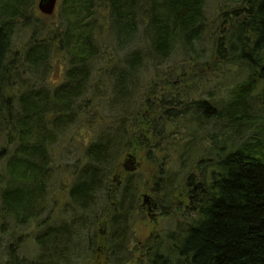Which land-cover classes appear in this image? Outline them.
I'll return each instance as SVG.
<instances>
[{"label": "trees", "instance_id": "16d2710c", "mask_svg": "<svg viewBox=\"0 0 264 264\" xmlns=\"http://www.w3.org/2000/svg\"><path fill=\"white\" fill-rule=\"evenodd\" d=\"M98 1L63 0L61 9L67 17L60 32L49 39L51 44L45 36L33 33L23 56L16 59L21 65L15 66L11 48L16 20L34 9L35 3L0 0V136L8 146L15 144L5 154L13 184L1 191L0 215V220L10 216L15 223L10 230L2 225L3 234L15 236L17 223L33 221L46 209L47 189L54 177L49 146L59 128L69 119L88 114L87 107L93 104L84 99L92 86L95 61L105 55L95 32ZM102 1L109 8V26L116 39L136 34L143 26L142 36L154 56L168 58L178 47L192 50L211 30L206 0ZM217 21L213 31L216 55L226 64L244 66L250 74L233 90L224 112L204 100L193 103L202 116H213L219 123L223 120L239 136L242 126L256 127L235 151L221 158L219 171L212 173L208 185L192 189V204L175 208L181 216L177 226L133 244L140 192L136 171L124 173L116 193H109L110 176L116 169L124 170L121 155L131 144L132 123L141 116V111L122 113L72 165L73 181L59 215L36 223L38 252L31 258L20 257L10 243L5 264H78L83 253L92 255L90 264H264V108L257 115L248 103L259 91L264 107V0H238L221 11ZM61 52L68 58L61 84L54 88L25 84L22 75L33 74L41 66L48 70L52 55ZM142 60L136 50L126 64L134 70ZM103 71L115 73L110 67ZM128 75L125 69L116 74L119 101L126 99L122 88ZM15 84L25 90L14 97ZM191 107L188 104L185 109ZM154 127L156 139L166 140L167 123ZM193 148V143L186 145L185 154L192 155ZM5 150L2 147L0 154ZM105 223L106 233L96 229ZM101 243L103 259L95 249Z\"/></svg>", "mask_w": 264, "mask_h": 264}, {"label": "rangeland", "instance_id": "374dc122", "mask_svg": "<svg viewBox=\"0 0 264 264\" xmlns=\"http://www.w3.org/2000/svg\"><path fill=\"white\" fill-rule=\"evenodd\" d=\"M62 1H57L53 14L45 15L38 7L39 0H33L35 8H30L23 17L17 18L11 48V57H14L15 66L21 65L16 59L23 56L33 33L41 37L45 36V39L49 40L58 31L60 32L67 17L65 10L61 9ZM237 1L206 0V15L211 21V30H208L202 39L196 42L192 50L178 47L177 51L168 58H163L158 54L154 56L151 53L152 51L148 49V45L151 46L149 41L142 36L143 26L139 27L136 34L116 39L115 32L109 26V8L102 0L98 1L96 15L99 22L95 32L100 36L98 43L102 45L105 55L95 61L91 79L92 86L84 99L85 102L90 100L93 104L87 107L88 114L77 119L75 117L72 120L69 119L65 126L56 131V140L49 146L52 164L54 163L51 173L53 172L54 177L52 187L47 189V207L41 212L39 218L17 223L15 236L0 232V264L6 263L10 243L15 251L14 254H19L20 257L31 258L38 252L35 240L36 223L59 215L66 203L67 190L73 181L72 165L81 160L85 148L92 141L97 140L105 127L107 129L108 126H113L114 117L122 113L141 111V116L136 117L130 128L131 144L122 152L121 162L125 160L128 152L133 151L135 142L145 141L138 157L141 165L136 170L140 192L139 209L134 217L133 244L137 245L149 236H155L158 232L165 233L166 230L177 226L181 216L175 208L178 205L185 207L192 204L194 199L192 189L196 185L199 187L206 183L208 185L212 181V173L219 171L218 162L221 158L235 151L255 131L256 124H253L242 126L241 133L237 130L240 136L236 132L232 133L231 131L236 129L228 128L223 120L219 123L213 116H202L193 103V101L205 100L224 112L233 90L250 74L244 66L226 64L215 53L213 41L215 22L221 11L232 7ZM48 42L51 44L52 41ZM136 50L139 51L140 56H143V60L141 65L132 70L126 64V59ZM184 58L187 60H183ZM67 61L65 52L53 54L48 70L41 66L33 74L27 70L28 72L22 75L25 84L36 88L40 86L57 87L65 79ZM113 66L116 68H112ZM104 67L115 69V73L102 72ZM121 69L129 73L126 80L127 85L122 88L127 94L123 101H119L120 97L115 92L116 74ZM18 86L15 84L16 88L11 90L14 97L25 90V87ZM173 97L176 99L174 100ZM135 101H138V104ZM248 103L250 111L257 115L263 114L264 107L259 91L249 98ZM140 104L141 107L138 106ZM188 104L192 107L184 111L183 109ZM165 109H170L171 118L164 113ZM146 111L149 113L147 118L153 123L152 133L147 136V139H138L139 130L143 126L142 121L146 119L142 115ZM103 115L106 119H103ZM164 122L169 128L166 140L160 137L157 140L154 126H161ZM235 136H237L236 140L233 138ZM192 143L194 144L193 154L187 156L185 154L186 145ZM14 146L13 143L8 146L4 137L0 136V150L2 147L6 149L3 154H0V215L1 191L5 186L13 184L9 183L12 178L7 172L5 154L7 151L11 152ZM121 171L122 168L116 169L110 176L109 193H116L118 182L113 180V176ZM121 179L123 183L124 174ZM146 194L156 204V219L149 215L147 205L143 206ZM104 195L105 193L101 195L102 198ZM14 223L15 221L10 216H2L0 227L3 225L4 230H10L13 229ZM42 228L41 226L39 229ZM99 228L101 229L100 225H97L96 229L99 230ZM95 249L97 250L96 255L100 253L99 257L103 259V243ZM85 254L83 253L80 257V264L91 263L92 255L85 256ZM87 260L90 262L88 263Z\"/></svg>", "mask_w": 264, "mask_h": 264}, {"label": "flooded vegetation", "instance_id": "af4514ba", "mask_svg": "<svg viewBox=\"0 0 264 264\" xmlns=\"http://www.w3.org/2000/svg\"><path fill=\"white\" fill-rule=\"evenodd\" d=\"M174 98V100L176 99V97H173ZM205 101V100H204ZM205 102H207L208 103V101H205ZM209 104V103H208ZM211 105V104H210ZM215 108V107H214ZM184 111H186V109L184 108L183 109ZM215 110L217 111L218 110V108L216 109L215 108ZM169 111H170V109H165L164 110V113L167 115V116H169L170 118H171V115H170V113H169ZM148 115H149V113H148V111H146L144 114H143V116H145L146 117V119H144L143 121H142V124H143V126L140 128V130H139V133H140V136L138 137V139L140 138H142V139H147V136H149V134H151L152 133V127L150 126V125H153V123H152V121L151 120H149L147 117H148ZM163 124H166V122H164ZM144 144H145V141L144 140H141L140 142H135L134 143V148H133V151L132 152H128L127 154H126V156H125V159H126V157L128 156V154H130V153H134V151L136 150V154H137V161H139V152H140V148L142 147V146H144ZM140 162V161H139ZM123 163V162H122ZM140 167V166H139ZM138 169V168H137ZM136 171V170H135ZM134 172V171H133ZM124 173H132V172H128V171H125V170H123V171H121V173H117L116 175H117V177H113V180L114 181H117L118 182V186L119 185H121V183H122V179H121V177H122V174H124ZM115 176V175H114ZM190 197H192V195L190 196ZM181 203H183V201H181ZM145 205H147V210H148V212H149V215L151 216V215H153L154 216V218L156 219V212H155V207H156V204L153 202V200H152V198H150L147 202H145V198H144V205L143 206H145ZM152 207L153 208V211H149V207ZM186 206H188V205H186ZM153 216H151V217H153ZM103 228V229H102ZM100 231H101V233H106V223L105 224H101V229H100Z\"/></svg>", "mask_w": 264, "mask_h": 264}, {"label": "water", "instance_id": "95a60500", "mask_svg": "<svg viewBox=\"0 0 264 264\" xmlns=\"http://www.w3.org/2000/svg\"><path fill=\"white\" fill-rule=\"evenodd\" d=\"M58 0H39L38 7L42 13L45 15H51L54 13L56 5ZM141 165L139 161H137V154L136 150L134 153L128 154L126 159L123 161L122 166L125 171L133 172L137 170V168ZM117 177V175L114 176V178ZM145 202H147L150 199V196L148 194L144 195ZM149 211H153V208L150 206ZM153 216V215H151ZM154 217V216H153Z\"/></svg>", "mask_w": 264, "mask_h": 264}]
</instances>
